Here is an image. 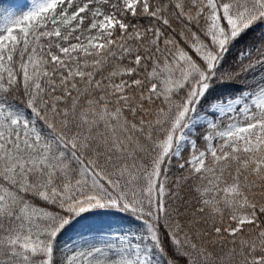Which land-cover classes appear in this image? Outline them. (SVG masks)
I'll return each instance as SVG.
<instances>
[{
	"label": "snow or ice",
	"instance_id": "snow-or-ice-1",
	"mask_svg": "<svg viewBox=\"0 0 264 264\" xmlns=\"http://www.w3.org/2000/svg\"><path fill=\"white\" fill-rule=\"evenodd\" d=\"M19 8H0V264H264V0Z\"/></svg>",
	"mask_w": 264,
	"mask_h": 264
},
{
	"label": "trees",
	"instance_id": "trees-1",
	"mask_svg": "<svg viewBox=\"0 0 264 264\" xmlns=\"http://www.w3.org/2000/svg\"><path fill=\"white\" fill-rule=\"evenodd\" d=\"M8 1L9 0H0V8L2 7V5L8 3ZM258 36H259V32L252 38L253 39L258 38ZM230 63H232L231 60H230ZM262 77H264V70L259 69V68L257 69L255 73L249 74V80L251 83H255L259 81ZM88 224L91 228V232L98 231V230L102 231V230H112V229L120 230L122 232L123 231L127 232L129 230V225L127 224V221L120 220V219H97V220L89 221ZM79 231H88V229H79ZM70 235L74 236L76 235V233H71ZM63 243H64V240H61L60 244L63 245Z\"/></svg>",
	"mask_w": 264,
	"mask_h": 264
},
{
	"label": "rangeland",
	"instance_id": "rangeland-1",
	"mask_svg": "<svg viewBox=\"0 0 264 264\" xmlns=\"http://www.w3.org/2000/svg\"><path fill=\"white\" fill-rule=\"evenodd\" d=\"M23 2L24 0H9L8 3L2 5V7L12 6L13 11L19 12L20 11L19 5H21ZM123 233L125 232L112 229V230L93 231L90 233V235L97 236L98 238H104V239H115L117 236H120Z\"/></svg>",
	"mask_w": 264,
	"mask_h": 264
}]
</instances>
